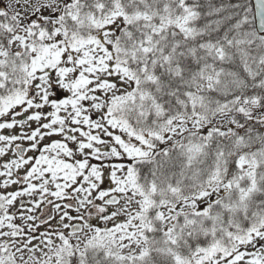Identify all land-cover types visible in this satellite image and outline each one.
Returning <instances> with one entry per match:
<instances>
[{
	"label": "snow or ice",
	"instance_id": "obj_1",
	"mask_svg": "<svg viewBox=\"0 0 264 264\" xmlns=\"http://www.w3.org/2000/svg\"><path fill=\"white\" fill-rule=\"evenodd\" d=\"M0 264H264V0H0Z\"/></svg>",
	"mask_w": 264,
	"mask_h": 264
}]
</instances>
